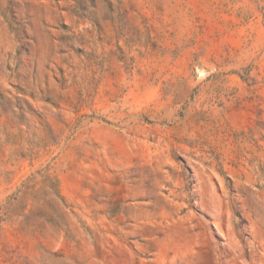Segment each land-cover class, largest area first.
<instances>
[{
  "label": "rangeland",
  "instance_id": "obj_1",
  "mask_svg": "<svg viewBox=\"0 0 264 264\" xmlns=\"http://www.w3.org/2000/svg\"><path fill=\"white\" fill-rule=\"evenodd\" d=\"M0 264H264V0H0Z\"/></svg>",
  "mask_w": 264,
  "mask_h": 264
}]
</instances>
